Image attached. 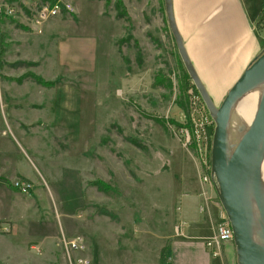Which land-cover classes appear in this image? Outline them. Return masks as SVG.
Wrapping results in <instances>:
<instances>
[{"label": "rangeland", "instance_id": "1", "mask_svg": "<svg viewBox=\"0 0 264 264\" xmlns=\"http://www.w3.org/2000/svg\"><path fill=\"white\" fill-rule=\"evenodd\" d=\"M18 1L26 6V0ZM69 1L79 7L77 18L73 11L62 12L48 19L41 32L28 26V13L17 2L15 12L3 14L0 23V53L15 51V44L31 32L35 72L54 77L56 86L62 82L64 98L70 97L55 121L40 122L25 135L14 137L5 123L1 139L7 163L19 165L33 185L32 192L23 193L12 186L17 176L9 177L10 190L0 198V264H69L62 235L84 237L81 254L90 264L165 262L171 240L182 239L173 230L179 220L199 227L198 235L204 237L222 209L214 196L208 211L198 212L197 172L176 132L181 111L198 93L178 56L162 0H123L128 18L116 15L115 0H103L105 16L99 0ZM65 16L69 25L60 22ZM262 17L259 33L264 38V13ZM99 25L109 26L110 33L100 40L91 70L67 72L42 64L49 44L64 33L97 35ZM127 33L130 39L120 42ZM4 63L0 55V80ZM60 92L56 101L63 97ZM37 95L33 100L41 98ZM239 122L232 111L231 141ZM93 179L110 190L88 182ZM203 237L196 240L206 249Z\"/></svg>", "mask_w": 264, "mask_h": 264}, {"label": "crops", "instance_id": "2", "mask_svg": "<svg viewBox=\"0 0 264 264\" xmlns=\"http://www.w3.org/2000/svg\"><path fill=\"white\" fill-rule=\"evenodd\" d=\"M263 1L171 0L172 16L185 51L213 101H221L244 67L264 47L262 42L264 38L259 33V19L264 13ZM99 2L101 4L100 13L104 15L102 13L104 11L103 0ZM71 5L73 14L77 18L79 7L74 2ZM69 20L65 16L60 22L69 25ZM108 27L99 25L95 30L97 35H94L96 34L94 32L64 33L56 39L55 45L49 44L51 50L45 54L42 64L47 67L49 65L62 67L67 72L91 70L99 55L100 40H107L109 37ZM28 41H33L31 32L27 39L15 44L18 45L15 51L4 50L0 53L6 62L3 64L6 70L1 74L2 79L0 80V198L5 193V189H9L7 183L13 177L28 180L33 185L31 177L23 172L19 165L7 163L9 156L6 154L4 141L1 139L6 134L5 123L14 137L17 133L25 135L27 129L39 126L40 122L55 121V113L65 108V105L69 106L70 103L69 95H67L68 98H64L62 82H58L57 87L55 84L43 85L30 78H25L21 82L13 78L26 70L37 73L35 72L37 59L29 50L30 42ZM25 65H27L26 69ZM52 78L51 80H54V77ZM60 89L62 92L59 91ZM59 92L63 93V97L56 101L55 96ZM37 93V97L41 96V98L35 101L33 97ZM36 109L43 114L36 116L34 114ZM198 212L205 214L204 211H199V205ZM186 223L182 239L171 240L166 251V261L162 260L159 264L236 263L234 262L233 242L226 241L222 256L214 257L196 240L203 237V235H198L199 227L188 225V221ZM169 251L172 255H169Z\"/></svg>", "mask_w": 264, "mask_h": 264}, {"label": "water", "instance_id": "3", "mask_svg": "<svg viewBox=\"0 0 264 264\" xmlns=\"http://www.w3.org/2000/svg\"><path fill=\"white\" fill-rule=\"evenodd\" d=\"M163 8L183 67L214 121L210 170L217 199L232 229L236 264H264V47L216 105L188 58L172 16L171 0H163ZM254 88H259V94L252 119L246 127L238 123L237 138L231 141L228 130L234 103Z\"/></svg>", "mask_w": 264, "mask_h": 264}, {"label": "built area", "instance_id": "4", "mask_svg": "<svg viewBox=\"0 0 264 264\" xmlns=\"http://www.w3.org/2000/svg\"><path fill=\"white\" fill-rule=\"evenodd\" d=\"M14 2H0V13L6 15L14 13ZM29 10L26 17L28 26L41 32L44 23L53 16L62 12L70 13L73 7L67 0H26ZM264 12V1H263ZM193 85V84H192ZM192 92V88L188 89ZM199 95V94H198ZM192 94L187 104V109L181 111L176 132L183 149L191 156L198 177L200 190L198 191L201 201L199 211H208L212 198L216 195V183L211 175L210 148L214 121L206 109L200 96ZM211 130V131H210ZM264 161V160H263ZM12 185L20 192H28L32 184L28 180L15 178ZM179 209V206L176 207ZM186 221L179 220L174 225V233L183 235ZM232 240V229L222 209L219 210L218 220L213 225L211 233L203 237V244L207 251L214 257H221L223 244ZM61 246L69 264H90V259L84 251L85 243L82 235L61 236Z\"/></svg>", "mask_w": 264, "mask_h": 264}, {"label": "trees", "instance_id": "5", "mask_svg": "<svg viewBox=\"0 0 264 264\" xmlns=\"http://www.w3.org/2000/svg\"><path fill=\"white\" fill-rule=\"evenodd\" d=\"M3 1H7V2H17L22 8L23 10L28 13L29 10L27 9L26 6L22 5V3H20L18 0H0V2H3ZM44 1V0H43ZM52 1V0H50ZM105 3H108L109 0H104ZM114 8L116 10V15L118 17H127L129 16L126 8H125V5L123 3V0H115L114 1ZM2 18H3V14L0 13V23L2 21ZM261 19H263V17H261L259 20L261 21ZM259 22V21H258ZM18 24V23H16ZM21 27L24 28V25H21L19 24ZM131 35L129 33H127L124 37H121L119 39V41L121 42L122 40L128 38L130 39ZM134 43L136 44V41L134 40ZM186 75L187 77L189 78L187 72H186ZM17 82H21L23 79L25 78H31L32 80L36 81L37 83H40V84H43V85H53L55 82H57L56 79L54 80H51V79H44L41 75L37 74V73H34L32 71H26V72H23L21 75H18L16 77H13ZM179 123L178 122H175V126L178 125ZM89 183L91 184H95L99 189H104V190H110L109 188V185H107V183H104L98 179H93V180H89L88 181Z\"/></svg>", "mask_w": 264, "mask_h": 264}, {"label": "bare ground", "instance_id": "6", "mask_svg": "<svg viewBox=\"0 0 264 264\" xmlns=\"http://www.w3.org/2000/svg\"><path fill=\"white\" fill-rule=\"evenodd\" d=\"M258 94H259V88L251 89L248 92L244 93L234 103L232 110L238 116V118L240 120V124H243V127H246L252 119ZM230 128H232V127H230ZM235 128H237V127H235ZM233 134H235V133H233ZM261 179H262V184L264 187V161L261 163ZM256 230H257V226H256Z\"/></svg>", "mask_w": 264, "mask_h": 264}]
</instances>
